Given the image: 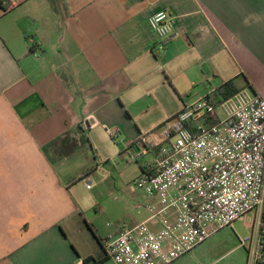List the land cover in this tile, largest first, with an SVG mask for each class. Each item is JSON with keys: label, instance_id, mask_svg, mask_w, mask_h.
<instances>
[{"label": "crops", "instance_id": "0c3cea01", "mask_svg": "<svg viewBox=\"0 0 264 264\" xmlns=\"http://www.w3.org/2000/svg\"><path fill=\"white\" fill-rule=\"evenodd\" d=\"M160 11L176 38L156 55L149 18ZM229 80L264 100V0H0V264L101 259L124 227L100 233L60 178L82 146L54 161L44 146L88 136L93 116L124 126L128 147L142 132L135 105L171 91L179 113Z\"/></svg>", "mask_w": 264, "mask_h": 264}, {"label": "built area", "instance_id": "2783aa9c", "mask_svg": "<svg viewBox=\"0 0 264 264\" xmlns=\"http://www.w3.org/2000/svg\"><path fill=\"white\" fill-rule=\"evenodd\" d=\"M149 25L160 55L176 38L175 17L160 11ZM217 89L126 147L130 160L152 158L135 181L148 217L105 242L114 264H173L242 221L247 263L264 264V100L246 89L224 99ZM83 180L90 190L92 179Z\"/></svg>", "mask_w": 264, "mask_h": 264}, {"label": "rangeland", "instance_id": "374dc122", "mask_svg": "<svg viewBox=\"0 0 264 264\" xmlns=\"http://www.w3.org/2000/svg\"><path fill=\"white\" fill-rule=\"evenodd\" d=\"M241 84L238 82L235 86ZM157 97L160 99L157 106L149 107L140 103L132 108L133 113L137 114L135 121L143 135L173 118L181 108L171 91H159ZM192 97L197 95L192 94ZM89 118L92 123L88 134L90 145L84 144L76 157L69 158L59 167V176L73 186V196L79 200L83 209L88 210L87 219L95 223L100 233L111 236L118 225L137 224L148 217L145 208L149 203L148 196L135 186V181L141 174L140 165L151 162L152 158L147 156L137 162L130 160L125 155V127L113 129L109 125L108 129L116 131L111 135L95 117ZM58 152L57 155L50 152L52 159L63 155L60 150ZM97 166L101 167L98 173L94 172ZM89 177L93 183L91 189L87 190L83 178ZM137 205L142 207L138 209ZM248 231L251 230L245 228L243 221L236 225L235 230L226 228L193 249L187 264H237L233 248L242 249L240 239L245 238Z\"/></svg>", "mask_w": 264, "mask_h": 264}, {"label": "trees", "instance_id": "16d2710c", "mask_svg": "<svg viewBox=\"0 0 264 264\" xmlns=\"http://www.w3.org/2000/svg\"><path fill=\"white\" fill-rule=\"evenodd\" d=\"M30 51H33V50L31 49ZM217 91L222 98L226 99V98H229L232 95H234L236 92H238V89L234 86L232 80H229V81L221 84V86L218 87ZM88 129H89V126H87L85 130L87 131ZM85 130L84 131L81 130L83 134L81 135L79 140L70 141L67 138H65L64 140L54 141V142L44 146L42 148V151L46 154H49L52 151L54 154L57 155L59 153L58 152L59 150L62 152V154H65L66 149L67 150H75V149H79L84 144L90 145L88 136L86 134H84ZM59 142H60V144L58 145ZM50 160L54 161L52 159V157L50 158ZM107 259H109V258L106 255L101 259H96L92 256H89V257L85 258L82 263L83 264H102Z\"/></svg>", "mask_w": 264, "mask_h": 264}]
</instances>
